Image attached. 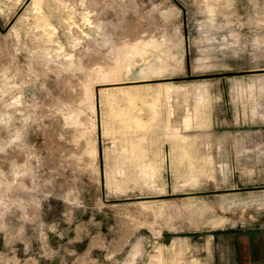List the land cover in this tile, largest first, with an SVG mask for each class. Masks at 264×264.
<instances>
[{"label":"rangeland","instance_id":"obj_1","mask_svg":"<svg viewBox=\"0 0 264 264\" xmlns=\"http://www.w3.org/2000/svg\"><path fill=\"white\" fill-rule=\"evenodd\" d=\"M234 231L264 235V0H0V264H232Z\"/></svg>","mask_w":264,"mask_h":264},{"label":"crops","instance_id":"obj_2","mask_svg":"<svg viewBox=\"0 0 264 264\" xmlns=\"http://www.w3.org/2000/svg\"><path fill=\"white\" fill-rule=\"evenodd\" d=\"M259 233V232H258ZM258 240V242L256 241ZM232 252L228 262L232 264H264V235L254 236L251 232L232 233ZM242 243L243 246H240Z\"/></svg>","mask_w":264,"mask_h":264},{"label":"bare ground","instance_id":"obj_3","mask_svg":"<svg viewBox=\"0 0 264 264\" xmlns=\"http://www.w3.org/2000/svg\"><path fill=\"white\" fill-rule=\"evenodd\" d=\"M138 50V49H137ZM114 75V74H113ZM137 87V86H136ZM128 88V87H127ZM121 89L123 90V89H125V87H123V86H121ZM129 89V88H128ZM127 89V90H128ZM129 91H130V89H129ZM128 93V98H129V101L131 102V103H133L134 104V102L135 103H137V101H138V97L137 96H135V95H132V94H130V92H127ZM128 101V102H129ZM142 102V101H141ZM202 104V103H201ZM137 105V104H136ZM133 107V106H132ZM143 117V116H142ZM142 117H140V116H138V115H134V114H130V116L129 117H127V116H125V115H121V122H123L125 125H138V126H140V127H145L146 128V126H145V124L147 125V120L146 119H144V118H142ZM128 118V119H127ZM71 119V118H70ZM175 145V144H174ZM174 147V146H173ZM175 148H177V147H175ZM128 151L130 152V154H136V156H140V159H142L141 158V156H142V154H143V150L142 149H139L138 148V143H135V142H131V146H130V148L128 149ZM127 151V152H128ZM176 151V150H175ZM175 153V152H174ZM179 153V152H178ZM135 156V157H136ZM143 156H144V154H143ZM146 156V155H145ZM174 156V155H173ZM179 156V155H178ZM177 156V157H178ZM176 157V156H175ZM144 158V157H143ZM174 158V157H173ZM180 158L181 159H185L188 163H189V172H190V174L191 175H193L194 174V172L195 171H198V169H199V161H198V163H195V161L194 160H197V158H194V160H193V157L191 156V154L187 151V150H185V149H183V152H180ZM205 158V157H204ZM177 160H179V159H177ZM172 162V161H171ZM203 163V162H202ZM206 164V163H205ZM187 166V167H188ZM191 168V169H190ZM156 170V169H155ZM199 172V171H198ZM184 173V172H183ZM197 173V172H196ZM202 174V173H201ZM196 176H197V174H196ZM209 177V176H208ZM149 202V201H148ZM218 224V223H217ZM175 241H173V243H174ZM170 246V245H169ZM167 247V246H166ZM173 247H174V245H173ZM166 249V248H165ZM172 249V248H171ZM169 250V249H168ZM173 250H175V249H173ZM172 250V251H173ZM161 251V250H160ZM175 252V251H174ZM173 254V253H172ZM174 256V255H173ZM171 261H173V260H171ZM197 261H195V262H193L194 264H198V262L196 263ZM191 263V262H190Z\"/></svg>","mask_w":264,"mask_h":264}]
</instances>
